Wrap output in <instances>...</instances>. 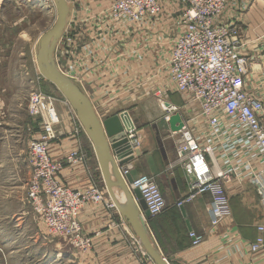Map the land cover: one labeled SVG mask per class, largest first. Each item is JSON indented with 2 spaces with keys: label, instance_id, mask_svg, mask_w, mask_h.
<instances>
[{
  "label": "built area",
  "instance_id": "2783aa9c",
  "mask_svg": "<svg viewBox=\"0 0 264 264\" xmlns=\"http://www.w3.org/2000/svg\"><path fill=\"white\" fill-rule=\"evenodd\" d=\"M109 1L103 9L79 11L76 0H67L69 18L54 53L58 68L88 96L87 85L97 80L90 71L98 65L101 70L112 69L110 76L115 78L122 60L141 63L145 70L135 74L139 81L134 88L152 85L149 90L156 94L176 92L194 102L199 115L177 132L181 135L178 160L188 184L187 194L177 205L183 207L209 193L211 225L225 227L222 236L229 245L234 244L237 232L232 229L226 184L235 180L251 183L264 206V80L245 78L249 58L242 51L246 42L243 15L253 0ZM56 101V96L41 91L30 96L28 113L40 119L41 131L29 143L27 199L52 235L88 251L93 241L82 232L80 212L88 202L116 206L105 188L93 184L75 191L59 180L66 164L83 161L85 155L73 151L55 161L49 154V145L59 138L61 118ZM163 104L169 122L180 107L167 99ZM127 132L129 157L141 148L144 134L138 129ZM130 163L121 168L123 175L131 172ZM131 186L141 191L152 216L166 209L153 176L140 174ZM258 230L256 240L247 246L253 262L264 251V225ZM189 234L193 245L205 240L204 234L193 230ZM134 239L148 255L141 241Z\"/></svg>",
  "mask_w": 264,
  "mask_h": 264
},
{
  "label": "crops",
  "instance_id": "0c3cea01",
  "mask_svg": "<svg viewBox=\"0 0 264 264\" xmlns=\"http://www.w3.org/2000/svg\"><path fill=\"white\" fill-rule=\"evenodd\" d=\"M243 18L246 42L242 51L249 58L248 73L245 78L262 81L264 80V0H253ZM148 64L153 66L154 61ZM116 68L119 72L116 71L115 78L110 76L112 69L101 70L99 65L92 69L90 75L96 76L97 80H90L87 93L101 119L128 111L133 122L126 124L127 130L141 126L145 130L146 136L142 139L141 154L131 161L130 165L134 177L142 172L153 176L167 202V207L162 213L146 220L151 236L161 253L170 264H264V251L259 260L254 259V262L247 252V246L254 242L260 233L258 227L264 225V206L255 186L248 182L241 184L236 180L226 184L233 211L232 229L237 232V240L232 245H229L222 236L225 227L213 228L211 225V215L208 212L211 201L209 193L202 194L192 202L179 207L177 205L179 199L188 192V184L184 179L186 174L177 155L181 135L171 131L169 122L163 125L154 118L150 108L154 103L144 86L138 85L134 88L135 82L139 81L135 74L139 70H145L142 64L122 60ZM262 92L264 96V91ZM138 95L141 97L136 98ZM173 97L177 99L173 100ZM56 98L61 122L57 127L59 138L49 145V154L55 161L64 160L73 151H81L85 155L83 161L66 164L58 174L59 180L75 191H84L93 184L106 189L92 141L68 102L62 96ZM167 100L180 107L179 112L185 123L193 116L199 115V107L196 104H189L188 98L181 94H169ZM189 105L193 106V110ZM34 121L33 137L37 138L40 135L41 122L40 119ZM26 125L30 126L29 123ZM161 127L165 132L160 143L153 137L157 135V128ZM169 166L174 168L169 169ZM115 191L118 199L125 202L122 191L119 188H115ZM35 218L42 227L39 233L45 234L46 237H43L45 240L52 238L51 240L54 241L56 238H61L49 235L44 222L37 216ZM79 220L82 232L91 237L93 245L90 250L82 253L72 251L73 263L155 264L136 243L134 238L139 239V237L116 207L108 208L103 203L88 202L80 212ZM190 230L204 234L205 240L193 245ZM52 243H56V247L61 244Z\"/></svg>",
  "mask_w": 264,
  "mask_h": 264
},
{
  "label": "rangeland",
  "instance_id": "374dc122",
  "mask_svg": "<svg viewBox=\"0 0 264 264\" xmlns=\"http://www.w3.org/2000/svg\"><path fill=\"white\" fill-rule=\"evenodd\" d=\"M76 2V10L96 11L105 8L110 1ZM56 19L54 0L0 1V264H75L71 252H85L73 247L65 237L45 240V234L39 233L42 227L36 222L37 215L27 199L31 175L29 143L35 133L32 123L36 120L28 113L30 96L35 91L62 96L41 77L37 65L39 38L53 27ZM144 88L152 97L154 104L150 108L154 118L167 124L162 102L169 94L179 93L159 95L148 86ZM139 97L141 95L136 98ZM175 99L177 97H173ZM187 102L194 104L189 99ZM189 107L193 110L192 105ZM28 123L30 126L26 125ZM142 127L137 129L146 136ZM164 130L157 128L154 140L161 143ZM172 168L174 166H169ZM184 179L187 183L185 175ZM49 235L53 236L50 232ZM52 242L62 245L56 247Z\"/></svg>",
  "mask_w": 264,
  "mask_h": 264
},
{
  "label": "water",
  "instance_id": "95a60500",
  "mask_svg": "<svg viewBox=\"0 0 264 264\" xmlns=\"http://www.w3.org/2000/svg\"><path fill=\"white\" fill-rule=\"evenodd\" d=\"M54 2L57 8L55 24L43 33L38 41V72L62 94L75 111L80 124L94 145L110 198L120 214L132 226L148 255L155 264H170L151 236L146 223L151 217V212L141 191L131 186L134 175L132 172L123 175L121 171V168L141 154L138 148L133 155L127 157L130 154L128 151L130 144L125 126L132 124L133 119L128 111L101 119L85 92L60 71L54 53L66 27L70 6L67 0H54ZM169 125L172 132L177 133L182 130L185 122L180 112L171 115ZM115 188L122 191L125 202L118 199Z\"/></svg>",
  "mask_w": 264,
  "mask_h": 264
},
{
  "label": "bare ground",
  "instance_id": "6f19581e",
  "mask_svg": "<svg viewBox=\"0 0 264 264\" xmlns=\"http://www.w3.org/2000/svg\"><path fill=\"white\" fill-rule=\"evenodd\" d=\"M0 1H1V0H0ZM2 1H3V0H2ZM162 105L164 106L163 102H162ZM126 126H127V125H126ZM126 126H125V127H126ZM126 130H127V127H126ZM117 192H118V191H117ZM122 198H123V197H122ZM122 200H123V199H122ZM151 216H152V215H151Z\"/></svg>",
  "mask_w": 264,
  "mask_h": 264
}]
</instances>
